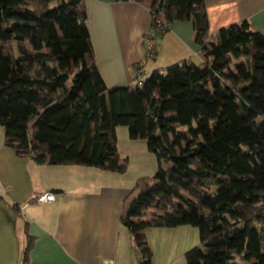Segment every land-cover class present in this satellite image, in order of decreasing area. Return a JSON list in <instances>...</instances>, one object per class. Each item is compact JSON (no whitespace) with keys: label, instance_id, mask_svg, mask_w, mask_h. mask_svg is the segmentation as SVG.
<instances>
[{"label":"trees","instance_id":"1","mask_svg":"<svg viewBox=\"0 0 264 264\" xmlns=\"http://www.w3.org/2000/svg\"><path fill=\"white\" fill-rule=\"evenodd\" d=\"M116 1L147 9L148 33L156 21L165 29L190 21L196 61L139 73V84L106 86L84 0H0L3 145L37 164L123 174L114 129L124 125L165 164L158 158L119 205L138 264L151 257L145 227L180 224L198 231L185 264H264V35L244 20L209 36L203 0ZM10 41L15 53L3 45ZM22 229L20 264H27L33 237Z\"/></svg>","mask_w":264,"mask_h":264},{"label":"crops","instance_id":"2","mask_svg":"<svg viewBox=\"0 0 264 264\" xmlns=\"http://www.w3.org/2000/svg\"><path fill=\"white\" fill-rule=\"evenodd\" d=\"M84 2L95 67L104 84L132 82L136 67L143 77L148 10L133 1ZM203 4L209 36L244 20L264 35V0H203ZM157 37L150 57L173 64L199 51L190 21H173ZM116 174L123 175L76 164L45 166L18 157L3 145L0 126V264L7 258L20 264L24 223L33 237L27 264L129 263L136 252L117 214L132 184ZM45 191L54 199H34Z\"/></svg>","mask_w":264,"mask_h":264},{"label":"rangeland","instance_id":"3","mask_svg":"<svg viewBox=\"0 0 264 264\" xmlns=\"http://www.w3.org/2000/svg\"><path fill=\"white\" fill-rule=\"evenodd\" d=\"M155 39L158 40V37H154V42ZM3 45L7 46L12 53L16 52L13 41H10L8 44L4 43ZM145 60L141 61V65L144 68L143 77L154 68H162L172 64L171 62L157 59L156 56L150 57L145 55ZM191 60L196 61V56L191 57ZM179 129L182 130L184 127L182 126ZM114 138L117 154L119 157L127 159L126 171L122 176L116 174L117 179H126L130 184H133L137 177L151 176L157 167L158 158L161 161V165L165 166L158 153L147 150L144 139H133L128 136L126 126H116ZM198 139L199 137L195 138V140ZM143 234L151 252L149 264H185L183 253L187 249L199 244L197 228L190 224H180L174 227L147 226L143 229ZM132 247L136 254L130 258L128 257L130 261L126 264H138L141 261L138 249L133 245ZM7 259H5V264H14L12 261L16 260L11 258L10 262Z\"/></svg>","mask_w":264,"mask_h":264},{"label":"built area","instance_id":"4","mask_svg":"<svg viewBox=\"0 0 264 264\" xmlns=\"http://www.w3.org/2000/svg\"><path fill=\"white\" fill-rule=\"evenodd\" d=\"M164 29H165L164 24H162L159 21H156L153 27V30L151 31V33L147 35V38H146V43H145V55L146 56L152 55L154 37L160 32H163ZM139 73H140V69L139 68L135 69L133 77L135 81L137 82V84L140 83V80L138 78ZM53 199H54V194L52 192L45 191V192L38 194L35 200L40 201V202H46V201H51ZM101 264H113V263L112 262H102Z\"/></svg>","mask_w":264,"mask_h":264}]
</instances>
